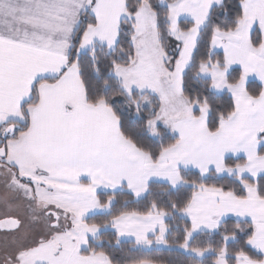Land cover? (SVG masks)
I'll return each mask as SVG.
<instances>
[{"label": "snow or ice", "instance_id": "6c2138e0", "mask_svg": "<svg viewBox=\"0 0 264 264\" xmlns=\"http://www.w3.org/2000/svg\"><path fill=\"white\" fill-rule=\"evenodd\" d=\"M0 264H264V0H0Z\"/></svg>", "mask_w": 264, "mask_h": 264}, {"label": "trees", "instance_id": "16d2710c", "mask_svg": "<svg viewBox=\"0 0 264 264\" xmlns=\"http://www.w3.org/2000/svg\"><path fill=\"white\" fill-rule=\"evenodd\" d=\"M163 255H164L166 258H168V253H163Z\"/></svg>", "mask_w": 264, "mask_h": 264}]
</instances>
